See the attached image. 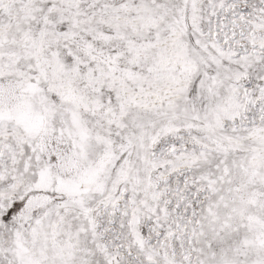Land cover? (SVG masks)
I'll return each mask as SVG.
<instances>
[{
  "label": "snow or ice",
  "instance_id": "snow-or-ice-1",
  "mask_svg": "<svg viewBox=\"0 0 264 264\" xmlns=\"http://www.w3.org/2000/svg\"><path fill=\"white\" fill-rule=\"evenodd\" d=\"M0 264H264V0H0Z\"/></svg>",
  "mask_w": 264,
  "mask_h": 264
}]
</instances>
